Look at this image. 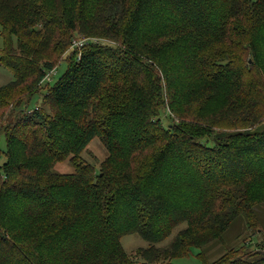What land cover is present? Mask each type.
I'll return each instance as SVG.
<instances>
[{
	"label": "trees",
	"instance_id": "trees-1",
	"mask_svg": "<svg viewBox=\"0 0 264 264\" xmlns=\"http://www.w3.org/2000/svg\"><path fill=\"white\" fill-rule=\"evenodd\" d=\"M0 32V264H264V0H0ZM239 217L257 242L209 261Z\"/></svg>",
	"mask_w": 264,
	"mask_h": 264
},
{
	"label": "rangeland",
	"instance_id": "rangeland-1",
	"mask_svg": "<svg viewBox=\"0 0 264 264\" xmlns=\"http://www.w3.org/2000/svg\"><path fill=\"white\" fill-rule=\"evenodd\" d=\"M4 34L0 32V55L2 53V49H5V45L3 43V39L5 38L3 36ZM76 43L80 41H90V42H96L98 40H92L87 37H81L79 35L75 34V37L73 39ZM9 49L11 50V53L17 54V40L11 38L10 41L7 44ZM65 58L63 56L57 58V60L53 64V69L51 73L48 74V77L46 81H52L54 82L66 69V63H65ZM61 61V62H60ZM14 80L13 74L6 69L4 66L1 65L0 63V87L5 86L12 82ZM45 83H43L44 85ZM42 85V87H43ZM45 93L44 89H41L38 94L34 97H26L24 99L25 104L29 102L30 106L28 107H23L22 109L31 110L33 111L34 108H40L43 107L45 111L48 113L49 109L48 107H44V99L43 95ZM17 112V111H16ZM14 112L12 117L13 120L10 122V125H12L15 121V115L18 114ZM167 121H164V124H166ZM5 124H8L6 122ZM2 127H8L3 125ZM0 149L4 150L5 149V140H4V135L1 133L0 134ZM107 157V152L101 142L96 138L93 139L89 145L85 148L83 153L81 154V158L88 164H90L92 167H94L95 170H98L101 163L106 159ZM4 162V157L0 156V166ZM53 172L57 174H66V173H72L73 172V166L69 161L62 162L61 164L55 165L53 168ZM256 217L259 221L260 224V229L264 230V205L258 208V212L256 213ZM248 223L244 219V217H239L229 227L227 232L222 236V241L219 243L212 244L208 246L205 250L206 258L209 261L217 259L219 256L224 254L227 250L230 249H238L242 248L245 243H256L257 240L259 239V235L255 234L252 235L251 231L247 228ZM176 232V231H175ZM175 234V233H174ZM245 242V243H244ZM168 241L163 244H159L158 247H164L166 246ZM121 244L126 252V254L130 258H135L136 251L138 249L142 248H147V243L143 241L138 235L136 234H130L126 235L121 239ZM162 264H167V262H164ZM169 264H204L201 259H199L196 256L195 252H192L189 256L187 257H182V258H177L173 259Z\"/></svg>",
	"mask_w": 264,
	"mask_h": 264
},
{
	"label": "built area",
	"instance_id": "built-area-1",
	"mask_svg": "<svg viewBox=\"0 0 264 264\" xmlns=\"http://www.w3.org/2000/svg\"><path fill=\"white\" fill-rule=\"evenodd\" d=\"M85 43V41L83 40V41H80V42H78V43H76L75 41H73V46H76V47H81L83 44Z\"/></svg>",
	"mask_w": 264,
	"mask_h": 264
}]
</instances>
